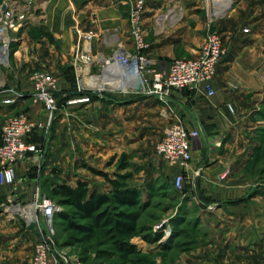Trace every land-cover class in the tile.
<instances>
[{
  "label": "crops",
  "instance_id": "obj_1",
  "mask_svg": "<svg viewBox=\"0 0 264 264\" xmlns=\"http://www.w3.org/2000/svg\"><path fill=\"white\" fill-rule=\"evenodd\" d=\"M39 8L49 35H41L32 45L22 34L21 47L34 53V61L39 66L55 74L62 98L92 94L88 85L95 84L96 80L112 79L106 70L101 72L97 59L109 58L119 43L132 50L126 8L116 0H47ZM153 12L154 7H145V31ZM233 12L218 25L226 54L208 83L211 95L206 84L184 89L171 96L168 109L155 98L123 94L107 87L100 97L93 94L88 103L66 107L68 148L91 151L106 149L108 143L118 144L127 134V126L130 130L135 128L144 112L147 117L159 120L163 131L168 122L166 116L172 115L188 129L199 131V136L192 140V158L184 175L199 171L197 182L202 195L215 203H228L247 196L251 180L243 169L251 159L253 145L248 138L258 127L253 124L255 115L251 113L264 97V0H241ZM240 22L245 24L248 33L239 32ZM86 31L94 32L90 54L96 59L95 63L87 62L78 52L79 32ZM163 38L159 36L151 42L146 51L149 66L155 69H166L173 60L172 39L163 41ZM183 44L187 58L197 55L198 48ZM22 88L23 92L31 90L27 82ZM230 104L235 111H230ZM0 106L10 111L25 110L33 120L46 119L42 106L33 104L29 98L12 107ZM63 112L59 109L53 118L54 141L63 127ZM26 160L14 165L12 187L0 186V195L5 193L4 198L21 200L29 192L28 182L21 183L30 166V159ZM173 167L180 172L176 165ZM225 169L228 172L220 179ZM222 210L227 212V219L221 216ZM210 214L218 217L222 222L220 226H225L226 230V235L218 239L219 243H210L218 248L219 260L233 264H264V206L251 202L240 206L225 205ZM0 215L5 217L0 221V256L5 258L6 264H31L33 249L30 247L35 236L25 234L22 237L16 231L15 217Z\"/></svg>",
  "mask_w": 264,
  "mask_h": 264
},
{
  "label": "rangeland",
  "instance_id": "obj_2",
  "mask_svg": "<svg viewBox=\"0 0 264 264\" xmlns=\"http://www.w3.org/2000/svg\"><path fill=\"white\" fill-rule=\"evenodd\" d=\"M46 1L0 0V12L14 11L12 24L15 25V28L8 32L10 37L9 63L5 67L0 65V96L2 97L0 105L12 107L18 101L29 98L33 104H40L43 108L42 103L34 98L30 76L36 71H47L54 77L55 74L48 68L39 66L34 61V53L21 47V36L24 34L28 43L33 45L41 35H49L48 29L42 23V9L39 8L40 4ZM136 1L140 0H116L124 9L126 8L127 18L129 7ZM141 1L144 7H154L153 18L146 24L148 27L145 31V40L148 49H150V43L159 36L164 37L163 41L172 39L174 60L187 58V52L183 53V43L200 50L210 32L220 34L218 25L228 19L227 17L241 0H233L226 14L209 24L208 17L211 8L214 7V3L210 0ZM233 14L236 13L233 12ZM172 16H175L174 20ZM240 25L239 32L242 33L245 24L240 22ZM24 82L29 83L30 92H23ZM103 93L104 91L101 92ZM114 96L116 94L112 95ZM67 100L59 101L58 99V111L63 109L64 120L61 124L62 130L59 135H56L55 141L54 115L48 123L47 116L43 121L33 120L25 110L10 111L0 106V142L1 126L9 118L25 115L29 120L46 126L26 137L27 143L36 146V152L26 155L12 166L13 169L16 163L30 159V166L21 180V183L28 182L29 192L25 193L21 200L11 197V199L4 198L5 193L0 195L2 199L0 209L2 206L7 207L0 210V214L15 217L14 222L18 227L16 231L22 237H25V234L35 236L34 243L30 247L33 249V254L35 245L42 238L45 230L41 231L42 226L40 229L37 225L29 224L21 218L20 213L16 212L20 206L30 204L36 195L53 202L50 195V188L53 185L65 184L75 187L76 181L87 182L90 190L106 194L109 191V185L100 173L109 176L114 173H126L131 175L127 183L141 192L138 226L145 227L147 230L144 234L153 236L154 242L148 243L141 236L132 237L128 242L134 247L135 252L125 254L115 248L105 230L96 229L88 235L71 229L63 220L56 219L57 227H55V234L52 238L50 253L53 264H233L219 260L216 254L218 248L210 244L219 243L218 239L226 235L225 226H220L221 220L215 215L212 217L210 212L217 207L240 206L247 202L264 206V97L251 113V116L255 115L252 118L253 124L258 127L249 138L247 137L253 146L250 153L251 159L243 172L251 180L248 182L250 193L228 203H215L212 199L202 195L197 182L199 171L185 174L182 188L174 189L172 181L178 173L176 167L155 153L156 142L162 135L159 120L147 117L145 112L140 115L135 128L130 130V126H127V134L122 138V142L120 140L117 142L118 144L108 143L106 149L95 148L91 151L83 150L81 147H76L75 150L68 148L66 129L68 109L66 107L70 105L66 104ZM230 105L232 108L229 107V109L232 111L234 106ZM89 152L90 154H87ZM123 158H126L125 163L129 167L124 171H118L117 168ZM227 172L228 169H225L221 175ZM1 185H8L5 187L9 189L12 187L11 184ZM62 211L70 210L59 206L57 213ZM227 215V212L222 210L221 216L224 219H227ZM4 218V215H0V221ZM74 222L88 223L78 220ZM5 262V258L0 256V264H6Z\"/></svg>",
  "mask_w": 264,
  "mask_h": 264
},
{
  "label": "built area",
  "instance_id": "obj_3",
  "mask_svg": "<svg viewBox=\"0 0 264 264\" xmlns=\"http://www.w3.org/2000/svg\"><path fill=\"white\" fill-rule=\"evenodd\" d=\"M210 1L214 3V7L211 8L208 24L214 19L223 17L233 2L231 0L229 8L225 12L216 10V13H213L215 8L218 9V4L217 1ZM144 10L145 7L141 0L132 3L129 7L127 22L132 50H127L123 43H119L109 58L97 59V63L101 66V72L106 70L112 79L102 81L104 85L102 87H98L96 84L88 85L90 92L100 97L101 92L108 87L110 90L123 94L155 98L168 109L171 96L184 89L206 84L208 94L211 95L212 91L209 90L208 83L214 77L218 63L226 54L220 34L210 32L195 57L174 59L166 69H155L149 66L146 56L148 44L145 40ZM13 17L14 11L12 10L0 12V65L4 67L9 63L10 37L8 32L15 28V25L12 24ZM248 32V29H243V33ZM79 37L78 52L80 56L87 62L95 63L96 59L90 54V44L94 38V32H81ZM30 80L34 98L42 103L49 123L59 106L56 96L59 92L56 79L47 71H36L30 76ZM89 100V96L83 95L69 98L66 104L80 105L88 103ZM166 117L168 122L155 145V153L178 167L180 172L174 177L172 185L174 189L179 190L182 188L184 173L192 158V140L199 136V131L188 129L180 119L172 115ZM44 127L46 126L29 120L25 115L4 121L1 126L0 184L13 183V164L26 155L36 152V146L26 142L27 135ZM225 175L226 173H223L221 178H224ZM6 208L3 206V209ZM58 211L59 206L38 195L34 196L33 201L27 206L19 207L18 212L21 218L29 224L37 225L40 229L42 226L41 231L45 230L44 235L35 245L31 264H53L50 253L52 238L55 234L54 216Z\"/></svg>",
  "mask_w": 264,
  "mask_h": 264
},
{
  "label": "trees",
  "instance_id": "obj_4",
  "mask_svg": "<svg viewBox=\"0 0 264 264\" xmlns=\"http://www.w3.org/2000/svg\"><path fill=\"white\" fill-rule=\"evenodd\" d=\"M62 94V92L57 94L59 101L72 98L65 96L62 98ZM87 95L89 98L94 97L93 94ZM125 160L126 158L122 159L117 168L118 171H124L129 167ZM100 175L109 185V191L106 194L90 190L88 183L84 181H76L75 187L56 184L50 188L53 202L70 210L57 213L54 226L57 227L56 219H58L63 220L71 229L88 235L96 229L105 230L115 248L125 254L135 252L134 247L128 242L132 237L141 236L148 243L154 242L153 236L144 234L147 229L138 226L141 192L127 183L131 175L126 173H114L112 176L100 173ZM75 220L88 223L79 224L75 223Z\"/></svg>",
  "mask_w": 264,
  "mask_h": 264
},
{
  "label": "bare ground",
  "instance_id": "obj_5",
  "mask_svg": "<svg viewBox=\"0 0 264 264\" xmlns=\"http://www.w3.org/2000/svg\"><path fill=\"white\" fill-rule=\"evenodd\" d=\"M216 1H217V4L218 5L220 4V6L218 7V9H215L214 13H216V10H218L219 12H222V13L225 12V10L227 8H229V6L231 4V0H214V2H216ZM172 19L174 20L175 19V16H172ZM95 84L98 87L104 86L103 83L100 82V81H98V80H96ZM16 212H18V210Z\"/></svg>",
  "mask_w": 264,
  "mask_h": 264
},
{
  "label": "water",
  "instance_id": "obj_6",
  "mask_svg": "<svg viewBox=\"0 0 264 264\" xmlns=\"http://www.w3.org/2000/svg\"><path fill=\"white\" fill-rule=\"evenodd\" d=\"M4 8V7H3ZM1 211L3 210V206L1 207V209H0Z\"/></svg>",
  "mask_w": 264,
  "mask_h": 264
}]
</instances>
